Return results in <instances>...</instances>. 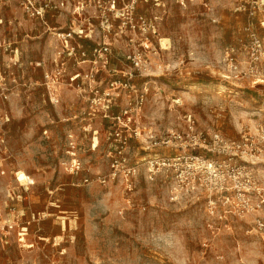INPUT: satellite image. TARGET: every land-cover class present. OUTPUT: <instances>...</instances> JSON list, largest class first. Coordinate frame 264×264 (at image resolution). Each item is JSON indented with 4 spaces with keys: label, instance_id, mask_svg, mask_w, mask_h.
<instances>
[{
    "label": "rangeland",
    "instance_id": "1",
    "mask_svg": "<svg viewBox=\"0 0 264 264\" xmlns=\"http://www.w3.org/2000/svg\"><path fill=\"white\" fill-rule=\"evenodd\" d=\"M120 3L134 29L117 28L126 19L112 0H0V264H264V206L262 229L255 215L212 213L204 193L174 192L167 161L182 152L171 136L186 134L187 117L207 140L194 155L218 157L215 134L261 133L264 0ZM80 30L89 36L68 45L57 36ZM105 35L109 66L93 68L102 90L117 82L111 113L130 111L120 141L116 122L88 119V87L67 84L90 72L76 62L94 61ZM247 165L264 192V154Z\"/></svg>",
    "mask_w": 264,
    "mask_h": 264
},
{
    "label": "built area",
    "instance_id": "2",
    "mask_svg": "<svg viewBox=\"0 0 264 264\" xmlns=\"http://www.w3.org/2000/svg\"><path fill=\"white\" fill-rule=\"evenodd\" d=\"M117 2L123 3L124 0H112L110 12L115 14L121 13L123 15L124 13L116 10ZM134 5L135 1H133L131 5V13L133 12ZM81 6H83V4ZM83 9L84 7L77 8L79 11ZM121 14L119 17H114L116 19L125 18V16H121ZM126 20H122L121 23L117 25L119 30H122L127 25L134 29L132 20L130 18ZM88 31L92 33L91 30L88 29ZM57 36L68 45V39H73L75 36L78 38L84 36L86 38L89 34H84V31L80 30L77 32L72 31L69 34H58ZM105 40L106 41L103 43H99L97 45L98 47L94 49V61L89 62V60L82 59L81 63L76 62L77 64L92 63L93 66L90 72L85 75L81 73L71 75L67 84L72 85L74 82L80 81L82 86L86 85L88 87L92 95L90 96L91 98L89 97L91 100V111L87 115L89 117L88 119L92 120L99 114L103 120L116 122L117 128L113 130L112 133L110 132L109 136L115 137V141H120L123 139L121 135L123 133L122 127L127 128L128 126V122L125 121V118L130 111H120L117 115L111 113L114 102L118 100L119 96L118 92H111L118 88L117 82H111L109 85L110 87L102 90L101 85L103 81L97 80V74L101 69L93 68L97 64V61L100 62L102 69H106V67L109 66L108 56L111 54V48L107 35H105ZM68 51L67 57L76 61V48L70 47ZM81 57H86L84 51L81 53ZM126 60H130L136 67L139 66V58L135 54L126 57ZM57 62L58 57L56 59V63ZM129 74L130 77L128 79L132 77L131 73ZM126 75H128V73L125 74V76ZM62 82L63 80L60 77V73L53 75L52 90H49V94H51L50 101L53 104H59V89L61 88L60 85ZM119 83L120 87L127 86L126 83ZM186 125L188 130L185 135L174 133L171 136L172 140L184 141V144L181 146L182 152L172 159L171 157L167 159V161L172 163L171 171H173L172 173L174 175V192L185 196L204 193L208 199L212 213H215L214 210L218 206H221L224 208V214L230 215L233 218L255 215L256 225L259 229H262V221L257 217L264 206V192L258 189L259 186H256L255 176L247 165V162L248 160L260 157L261 153L264 154V117L260 125L261 133L259 135L255 136L245 133L238 142L227 141L219 134L213 135L212 143L216 149L214 147L211 151L213 153H215V151L217 152L218 157L216 158H208L206 156L193 154V151H196L198 148H206L207 140L201 131L195 130L194 121H191V117H187ZM69 138L72 139L73 135L70 134ZM124 140L123 142L126 143L127 138H124ZM92 144V150L97 149L99 145L97 132H94ZM71 149L76 150V146H71ZM77 166V161L72 160L69 170L73 173ZM254 193L257 196L255 200L252 199Z\"/></svg>",
    "mask_w": 264,
    "mask_h": 264
},
{
    "label": "bare ground",
    "instance_id": "3",
    "mask_svg": "<svg viewBox=\"0 0 264 264\" xmlns=\"http://www.w3.org/2000/svg\"><path fill=\"white\" fill-rule=\"evenodd\" d=\"M167 40H165V39H162V41H161V46H162V48L163 49H166V44H165V42H166ZM96 143V142H95ZM23 180H25V179H23ZM62 219H65V218H62ZM27 247V246H26ZM28 248H30V246H28Z\"/></svg>",
    "mask_w": 264,
    "mask_h": 264
}]
</instances>
